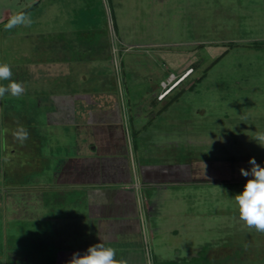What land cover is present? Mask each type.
<instances>
[{"label": "rangeland", "instance_id": "obj_1", "mask_svg": "<svg viewBox=\"0 0 264 264\" xmlns=\"http://www.w3.org/2000/svg\"><path fill=\"white\" fill-rule=\"evenodd\" d=\"M21 11L31 24L5 30ZM52 57L72 61L73 74L35 83L28 64ZM0 63L11 66V79L25 89L2 99L0 182L27 177L22 164L30 156L29 143L15 138L18 126L5 114L16 113L25 126L35 108L43 110L33 95L43 88L45 95L50 88L114 92L135 160L137 145L148 148L149 160L182 161L188 141L209 156L196 179L169 186L160 208L144 213L148 264H264V233L240 220L234 199L248 179L240 169L250 170L253 157L264 166V147L253 139L264 132V0H0ZM190 71L161 101L160 94ZM38 125L41 134L44 125ZM58 129L59 147L74 152L79 130L70 123ZM24 190L16 192L19 205ZM3 214L0 205V264L20 263L7 259L9 251L36 242L39 225L17 217L21 231L8 240ZM47 261L32 257L24 264Z\"/></svg>", "mask_w": 264, "mask_h": 264}, {"label": "crops", "instance_id": "obj_2", "mask_svg": "<svg viewBox=\"0 0 264 264\" xmlns=\"http://www.w3.org/2000/svg\"><path fill=\"white\" fill-rule=\"evenodd\" d=\"M73 64L70 60L64 62L52 57L28 64L27 73L38 83L41 78L51 80L73 74L70 72ZM33 89L39 90V87ZM50 89L48 95L44 88L33 93L35 106L43 110L35 108L36 116L28 114L29 118L25 119L24 127L29 133L25 141L29 143L26 155L30 156L22 165L27 169L24 172L27 177L12 175L9 180L5 176L0 182V205L9 224V230L5 231L8 240L21 231L17 217L27 218L25 224L39 225L35 232L38 233L37 241L28 247L14 248L7 259L22 260L10 264H24L32 257L42 261L48 258V264H68L73 253H83L97 243L99 237L116 250L118 260H126L127 264H148L144 213L160 208L164 199L161 195L166 194L169 186H184L190 183L193 175L197 178L196 172H203L209 162L204 146L189 147L192 141H188L183 147V160L177 161L174 157L157 159L153 156L149 160L148 148L136 145L134 149L138 150L140 159L135 160L130 156L132 146L127 127L123 126L125 113L114 92ZM2 109L0 99V115ZM15 114L4 116L14 119L16 125L13 126L17 127L20 121ZM65 123L74 124L79 130L73 153H65L59 147L63 141L58 138V128ZM37 124L44 125L43 133L35 129ZM143 132L138 136L142 137ZM191 151L196 155L190 156ZM33 172L40 176L38 181L33 179ZM21 189H25L26 196L23 205L15 199L16 192ZM146 190L152 191L147 195ZM50 247L53 256L52 251L48 253Z\"/></svg>", "mask_w": 264, "mask_h": 264}, {"label": "clouds", "instance_id": "obj_3", "mask_svg": "<svg viewBox=\"0 0 264 264\" xmlns=\"http://www.w3.org/2000/svg\"><path fill=\"white\" fill-rule=\"evenodd\" d=\"M31 22V18L26 13L14 14L5 24V30L10 31L20 26H27ZM11 77V66L7 63H0V81H9L6 85L0 84V99H3L6 94L16 98L23 95L25 91L23 84L12 80ZM14 136L23 143L28 139L29 133L23 125H18ZM253 139L261 147H264V132H258ZM249 163L251 164L250 170L240 169L241 174L248 179L243 190L237 193L234 199L238 205L240 220L249 228L264 233V166L258 164L254 157L250 159ZM68 264H127V261L118 260L116 250L110 243L98 237V242L90 245L83 253H73Z\"/></svg>", "mask_w": 264, "mask_h": 264}, {"label": "bare ground", "instance_id": "obj_4", "mask_svg": "<svg viewBox=\"0 0 264 264\" xmlns=\"http://www.w3.org/2000/svg\"><path fill=\"white\" fill-rule=\"evenodd\" d=\"M191 72H192V71L188 72V73H187V74H186V75H185V76H184V77H183V78H182V79H181L176 85H174V86L172 87V89H173L174 87H176V86H177L182 80H184V79H185V78H186ZM172 89H170L166 94H168ZM166 94H165V95H166ZM165 95H164V96H165ZM164 96H163V97H164ZM163 97H162V98H163Z\"/></svg>", "mask_w": 264, "mask_h": 264}, {"label": "built area", "instance_id": "obj_5", "mask_svg": "<svg viewBox=\"0 0 264 264\" xmlns=\"http://www.w3.org/2000/svg\"><path fill=\"white\" fill-rule=\"evenodd\" d=\"M165 84H166V82H165ZM175 84V83H174ZM173 84V85H174ZM173 85H170L169 87H167L161 94H160V98H162L168 91H169V89L170 88H172L173 87Z\"/></svg>", "mask_w": 264, "mask_h": 264}, {"label": "trees", "instance_id": "obj_6", "mask_svg": "<svg viewBox=\"0 0 264 264\" xmlns=\"http://www.w3.org/2000/svg\"><path fill=\"white\" fill-rule=\"evenodd\" d=\"M22 11H23V10H22ZM22 11H21V12H22ZM21 12H20V13H21ZM198 263H199V262H198ZM163 264H173V262H172V261H165V262H163Z\"/></svg>", "mask_w": 264, "mask_h": 264}]
</instances>
